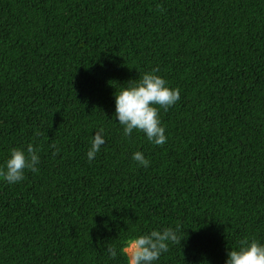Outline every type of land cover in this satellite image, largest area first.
Listing matches in <instances>:
<instances>
[{
    "label": "trees",
    "instance_id": "trees-1",
    "mask_svg": "<svg viewBox=\"0 0 264 264\" xmlns=\"http://www.w3.org/2000/svg\"><path fill=\"white\" fill-rule=\"evenodd\" d=\"M154 68L180 89L163 146L115 117ZM28 144L39 171L0 178V264H127L126 239L177 225L154 264L264 243V0H0V167Z\"/></svg>",
    "mask_w": 264,
    "mask_h": 264
},
{
    "label": "clouds",
    "instance_id": "clouds-1",
    "mask_svg": "<svg viewBox=\"0 0 264 264\" xmlns=\"http://www.w3.org/2000/svg\"><path fill=\"white\" fill-rule=\"evenodd\" d=\"M158 68L143 73L137 81H132L127 87H121L115 93V117L123 126L125 137H131L133 131L146 134L147 140L155 145L163 146L167 142L165 128L161 124L160 109L167 111L180 100V89L171 88L168 82L157 73ZM104 129L100 128L91 141L87 153L89 162L105 144ZM39 135V132H37ZM53 156L60 151L56 144ZM39 151L33 144H28L26 151L22 148H12L5 165L0 167V178L8 184H16L25 179V170L38 172L40 163ZM133 159L144 167L150 166V161L144 154L137 151ZM180 225L175 229L165 227L162 230H152L150 233L126 239L119 254L126 258L127 264H154L163 253L169 251V245L182 244L178 235ZM111 258L118 256L114 245L106 250ZM226 264H264V243L257 239L244 238L239 241L236 249L228 253Z\"/></svg>",
    "mask_w": 264,
    "mask_h": 264
}]
</instances>
